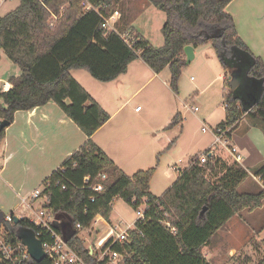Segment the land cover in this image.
<instances>
[{
	"label": "trees",
	"instance_id": "obj_1",
	"mask_svg": "<svg viewBox=\"0 0 264 264\" xmlns=\"http://www.w3.org/2000/svg\"><path fill=\"white\" fill-rule=\"evenodd\" d=\"M110 1L45 0L41 4L37 0H18L13 11L0 17V51L21 70L20 76L10 78L12 88L0 93V120L10 125L15 112L52 102L87 137L41 184L42 207L71 221L73 229L77 224L89 228L96 216L109 222L116 199L134 210L146 200L144 221L134 222L127 242L113 246L122 255V264H210L201 248L233 216L260 208L264 189L255 194L239 192L237 187L247 176L245 170L226 165L217 156L199 165L193 162L194 156L161 197L153 196L149 183L154 169L127 176L92 142L91 136L110 116L71 72L82 70L96 81L109 83L125 74L130 64L142 61L155 74L167 68L170 88L176 93L181 70L186 66L183 49H196L209 42L227 74L222 92L225 116L217 131L228 130L230 135L243 115L264 133V61L254 57L238 36L226 11L232 0H147L165 18L161 27L163 45L158 48L133 29L129 30L131 47L122 40L121 33L104 29V19L113 14L106 13ZM87 5L91 9L86 10ZM54 17L52 25L49 20ZM234 50L248 57L246 75L260 83L261 92L257 93L252 83H238L236 75L242 60L234 57ZM230 80L237 81L235 90H231ZM181 121L177 114L168 127ZM4 133L5 129L0 131V140ZM110 172L116 176L113 182H109ZM102 174L105 180L99 177ZM254 176L264 183V164ZM93 184H102L103 191L88 189ZM165 214L174 232L164 223ZM3 220L0 211V222ZM52 227L61 232L56 225ZM19 229L31 230L37 236L40 231L27 219L12 222L8 227L11 242H18ZM78 235L72 232L69 247L88 264H105L106 260L94 263L95 256ZM28 264L50 262L29 260ZM258 264H264V258Z\"/></svg>",
	"mask_w": 264,
	"mask_h": 264
},
{
	"label": "rangeland",
	"instance_id": "obj_2",
	"mask_svg": "<svg viewBox=\"0 0 264 264\" xmlns=\"http://www.w3.org/2000/svg\"><path fill=\"white\" fill-rule=\"evenodd\" d=\"M125 2L129 0H124ZM17 5L18 0H6L0 4V17L13 11ZM109 12L111 11H107ZM123 17L128 21L129 12H123ZM55 19L56 17L51 18L49 23L53 25ZM115 30L120 31L121 28ZM125 33L131 36L129 32ZM194 55L193 60L181 70L176 93L169 85L170 74L169 78L166 74H160L157 78L149 80L147 71H140L139 79L133 83L128 81L131 74L122 76L120 79L127 87L123 95L129 96L134 89L140 88V91L119 111L117 110L121 101L119 102V97L116 95L118 86L115 80L103 83L94 80L82 70L72 73V77L111 117L103 128L100 127L94 133V137H91L92 141L104 154L111 157L116 167L127 176H132L138 171L154 169L149 192L157 198L161 197L178 179L180 172L188 167L192 157L204 154L212 146L217 126L224 120L225 108L221 92L223 80L219 76L224 75L225 71L209 42L198 46ZM234 57L242 60L241 65L238 64L239 71L236 75L238 83L241 85L252 83L256 92H261L260 83L246 75L248 57L238 50H234ZM3 69L4 65L1 67V70ZM136 107L140 108V113H135ZM194 107L198 108V112L194 113L190 110ZM177 114L181 116L182 121L168 127ZM251 123L248 116L243 115L232 135L238 138L244 136ZM203 127L207 130L202 131ZM256 127L250 132L251 143L256 146L259 158L264 160V133L261 127ZM240 145L241 143L238 142L237 148L243 158L242 165L246 166L245 158H248L249 152L246 147L241 150ZM214 152L226 165L234 164L239 167L219 146L214 147ZM263 164L264 161H259L256 167L246 169L247 176L243 179L242 185L237 187L239 192L255 194L264 189L263 181L254 176L256 169ZM108 176L109 182L115 180L114 172H110ZM35 189L41 187L33 188L30 185L17 195L2 192L0 201L4 199V202L0 203V206H3L0 211L4 216L11 212L14 216L29 215L30 211L21 206V199L30 196ZM43 200L37 199L31 202L29 198L26 204L35 208L38 205L42 206ZM261 204L258 209L244 210L233 216L201 248L202 254L212 264H258L264 258V200ZM135 220V210L122 199H116L110 215V225L126 230ZM91 228L93 229L90 232L81 231L83 234L86 233L85 236L88 238L84 241L85 247H89L90 242L93 243L103 226L100 223H93Z\"/></svg>",
	"mask_w": 264,
	"mask_h": 264
},
{
	"label": "crops",
	"instance_id": "obj_3",
	"mask_svg": "<svg viewBox=\"0 0 264 264\" xmlns=\"http://www.w3.org/2000/svg\"><path fill=\"white\" fill-rule=\"evenodd\" d=\"M108 11H111L109 13L106 12L108 15L115 13L113 14L115 15L113 18L115 22L113 30L121 28L120 31L115 30L116 32L125 33L133 29L153 47L158 48L163 45L161 27L165 19L164 14L148 3L147 0H129L127 3H124V0H111ZM125 11L130 14L128 21H125L123 17V12ZM226 11L233 19L238 36L247 45L251 54L264 61V0H232L227 5ZM137 12L141 13L138 14ZM193 52L195 54L196 49ZM2 65H4L3 70H1ZM145 70L149 75V80L154 77L157 78L160 74H166V77L169 78L167 68L161 73L155 74L142 61L130 64L127 72L114 81L118 86L116 95L119 97V102L121 101L117 111L121 110L140 91V88L134 89L129 96L123 95L127 87L120 78L131 74L128 81L131 83L137 82L136 80L139 79L138 73L140 71L145 72ZM0 71V93L7 92L12 88L10 78L20 76L21 70L8 60L3 51H0ZM72 73L73 71L71 75ZM225 76L227 74L224 72V75L222 74L219 77L224 80ZM223 87L224 84L221 92H223ZM140 112V110L135 111L136 114ZM240 120L230 132V135L227 136L231 143L233 141L232 146L238 151L237 155L241 161L237 164L247 173L246 169L248 167H256L255 165L259 161L264 160L263 158H259L256 146L254 143H251L250 132L252 129L257 128L255 125L251 123L247 127L244 136L240 138L232 135L233 131L240 124ZM91 137L93 138L94 134ZM86 140L87 137L81 130L52 102L31 110L15 112L13 122L5 128L4 138L0 140V195H2V192H10V194L17 195L18 192L24 191L30 185L33 188L37 186L41 187L42 182L54 170L60 167L63 161ZM238 142L241 143V150L246 147L249 152L248 158H245L246 166L242 165L243 158L237 148ZM95 145L100 149L97 144ZM107 157L113 162L111 157ZM253 178L257 179L254 176ZM241 185L242 182L239 186ZM3 200L1 199L0 203H3ZM0 209H3L2 205ZM99 219L101 223L110 225V221L107 222L100 216ZM59 220L61 222L63 220L62 217ZM102 229H104V226ZM84 231L90 232V229ZM85 234H81L82 237ZM85 238L87 237L85 236ZM204 258L212 264L206 256Z\"/></svg>",
	"mask_w": 264,
	"mask_h": 264
},
{
	"label": "built area",
	"instance_id": "obj_4",
	"mask_svg": "<svg viewBox=\"0 0 264 264\" xmlns=\"http://www.w3.org/2000/svg\"><path fill=\"white\" fill-rule=\"evenodd\" d=\"M6 0H0V4L5 2ZM39 3L43 4L45 0H37ZM86 10L91 9L89 5L85 7ZM97 11V10H96ZM115 14V13H113ZM110 15L109 18L104 19L102 27L104 29L113 30L114 27V16ZM122 40L128 45L132 46V37L127 36L126 33H121ZM5 86V84H4ZM186 107V106H185ZM140 108L137 107L135 111H139ZM192 112H197L198 108L194 107L190 109ZM207 129L203 127L202 131H206ZM228 130L225 131H217L213 136L214 140L212 142V146L207 150L206 153L197 156L193 159V162L198 163L199 165L205 164L206 161L210 157H216L214 152V147L219 146L223 151H225L236 163H240V157L237 155V149L232 146L230 139L227 136ZM192 162V163H193ZM180 163V161H179ZM174 168V167H173ZM175 169V168H174ZM101 180H105V175L99 176ZM88 178H85V181H88ZM65 187L62 186V189ZM102 184H93L88 187V189L92 190L95 193H100L103 191ZM35 201L41 198V189H35L30 196L27 198L21 199V206L30 211L29 215H18L16 216L19 220L27 219L30 223L34 224L36 227L40 229L38 236H42L46 238L44 241H41L37 235V239L41 241L42 249L45 253V259L50 262V264H88L83 260V258L75 252L72 248L69 247L67 241V237L62 232H55L53 229V225L57 222H60L59 218L61 216H57L53 214L50 210L39 206L31 207L26 204V200L29 199ZM94 198L91 200L93 201ZM147 208L146 200H142L141 205L137 207L135 210L136 220L135 221H144V211ZM22 213V212H21ZM24 214V213H23ZM14 214L11 212L9 215L4 216L3 222H0V264H28L29 260H32L30 255L28 254L27 248L18 242H11L10 238L8 237L9 231L8 227L11 226L13 221ZM165 221L167 227H169L171 232H174V228L170 225L168 221L169 218L165 214ZM134 221V222H135ZM96 223H101L99 216H96L87 229H82L80 225H76L73 229L74 232H78V236L80 240L86 241L85 237H82L81 231L88 230L92 231L93 228L91 226ZM104 226V229L98 232V235L94 238L93 243L90 246L86 247L90 251L91 254L95 256L94 263H100L106 260L105 264H122L121 259L122 255L113 250V246L115 244H123L128 240V231L133 228L134 223L132 226L126 230H120L118 226H111L101 223Z\"/></svg>",
	"mask_w": 264,
	"mask_h": 264
},
{
	"label": "water",
	"instance_id": "obj_5",
	"mask_svg": "<svg viewBox=\"0 0 264 264\" xmlns=\"http://www.w3.org/2000/svg\"><path fill=\"white\" fill-rule=\"evenodd\" d=\"M194 48L191 46H186L183 49V55L185 56V64H189L194 58ZM231 90H235L238 86L237 81L230 80L229 82ZM8 123L6 121L0 122V131L8 127ZM39 206L37 207V210ZM204 209L201 211V215L203 214ZM13 221L15 224L19 222V219L14 216ZM56 225L63 234H66L67 239L71 237L73 232V224L71 221H67L63 219L61 222H56ZM17 239L27 248L28 254L30 255L31 259L36 263H41L45 258V253L41 246V241L37 239L34 232L28 229H19L17 232Z\"/></svg>",
	"mask_w": 264,
	"mask_h": 264
}]
</instances>
